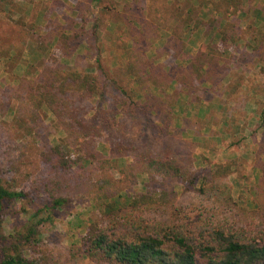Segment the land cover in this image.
<instances>
[{"label": "rangeland", "instance_id": "374dc122", "mask_svg": "<svg viewBox=\"0 0 264 264\" xmlns=\"http://www.w3.org/2000/svg\"><path fill=\"white\" fill-rule=\"evenodd\" d=\"M6 2L7 5L0 0V50L25 28L47 36L52 43L47 53L39 54L35 52L36 43L28 40L19 64L10 59L15 54L1 53L4 57L0 58V177L10 190L27 194L25 200L5 204L2 233L6 237L15 235L22 240L33 213L51 204V196L44 190L50 172L44 154L66 137L45 107L38 113V125L32 130V123L20 128L19 122H14L5 109L8 98H16L23 76L35 82L44 66L55 61L53 58L62 68L93 74L105 71L106 78L124 83L117 76L126 66L127 57L116 30L119 18L125 17L134 18L142 28V38L134 36L135 39L129 40H135L139 52L148 58V65L142 71L147 73L143 84L155 85V89L151 90L152 94H135L137 116L126 121L135 132L121 139L123 146L131 147L121 166L133 164L135 156L145 151L156 156H172L190 171L174 183L175 205L183 216L241 226L260 221L259 213L264 215V85L261 81L264 77L256 66H264V46H260L264 32L254 22H263L257 7L263 6L264 0H236L233 7L238 6L242 14L223 6L222 0H139L133 6L130 0H116L113 11H106L108 2L97 9L89 0ZM247 15L250 17L246 20ZM226 22L236 24L240 42L220 56L222 62L215 71V68L210 70L204 84L192 85L190 89L189 61L197 55L202 42H209L210 38L204 39L205 32L213 28L216 32ZM61 34L80 35L71 42L72 46L77 44L72 56L58 50ZM253 37L258 39V45L250 46ZM129 40L127 47L131 44ZM255 47L260 50L254 53ZM174 79L186 84L181 98L173 95L172 89L163 91ZM176 87L179 92L180 86ZM95 100L105 101L101 107L113 118L112 108L120 103V97L107 94L106 98ZM95 111V107L91 108L88 118ZM105 145L108 148L106 138L102 137L97 142V152L109 159L110 164L104 169L98 163L79 164L84 169L75 165L66 176L65 192L61 193L69 198L68 204L39 227L35 244L22 242L25 257L34 264H96L77 251L86 226L98 213L97 202L86 192L65 188L73 187L72 178L78 175L89 182L104 175L115 181L122 178L115 157L104 149ZM223 165L231 167L228 179L212 178L211 171ZM148 180L147 174L139 175L137 184L121 195L143 194ZM226 183L231 187L230 203L218 199L213 191ZM197 260L205 264L200 255Z\"/></svg>", "mask_w": 264, "mask_h": 264}, {"label": "trees", "instance_id": "16d2710c", "mask_svg": "<svg viewBox=\"0 0 264 264\" xmlns=\"http://www.w3.org/2000/svg\"><path fill=\"white\" fill-rule=\"evenodd\" d=\"M2 1L8 4L7 0ZM130 1L132 6L139 2ZM235 1L222 0L223 6L237 9L242 14L243 11L238 6L233 7ZM89 2L97 9L105 6L106 2H108L106 11H113L116 8V0ZM257 10L263 22L254 23H258L259 30L263 33L264 5L257 7ZM249 17L247 15L245 19ZM117 25L118 39L122 40V50L127 57L126 66L117 77L124 83L119 84L113 77L106 78L105 71L93 74L62 68L57 66L56 59L53 58L55 61H49L44 66L35 82L23 76L20 92L16 93V98L10 96L7 100L5 109L12 115L14 122H19L20 128L24 129L28 123H32L30 128L32 130L38 125V113L45 107L54 116L55 123L66 133V137L44 154L50 164L48 183L44 185V190L49 193L52 202L33 213L29 223L31 225L27 226L22 240H18L15 235L6 237L2 233V220L6 202L25 200L27 194L10 190L0 177V264H34L25 257L22 242L35 244L39 227L51 221L54 213L68 204L69 198L61 196V193L65 192L63 189L66 176L72 172L75 165L98 163L99 167L104 169L110 164L109 159L103 158L97 152V142L102 137L106 138L109 145L108 148L105 145L104 149L115 157L114 161L122 180L115 181L104 175L97 181L89 182L78 175L72 178L73 187L66 186V190L74 189L90 194L97 202L98 208V213L90 219L85 228V235L81 239L77 253L96 264H199L197 255L205 260V264H264L263 214L259 213V222H252L247 226L223 224L208 219V222H205L198 218L183 216L175 205L177 193L174 188L176 181L190 173L182 163L177 162L172 156L167 157L165 154L156 156L145 151L135 156L133 164L121 166L122 159L129 155L128 151L131 149L123 146L124 141L121 139L135 132L132 124L128 126L126 122L129 118L135 119L137 116L135 94H152L151 90L155 89V85L143 84L144 80L147 81L145 77L147 73L142 71L149 60L144 52L143 54L139 52L137 43H134L136 41L129 40L134 36L142 38L143 35L140 34L142 28L140 29L134 18L126 17L119 18ZM164 26L166 27V24ZM213 30L214 28L205 32L204 39L210 38L209 42L207 44L202 42L197 55L189 61L187 85L190 89L192 85L204 84L210 70L215 68V71L222 62L220 56L231 51L232 47L240 42L235 23L226 22L219 26L216 32ZM79 38L80 35L77 34L71 37L61 34L57 40L58 50L63 55L72 56L77 44L72 46L71 42ZM28 40L36 43L35 52L39 54L47 53L52 44L51 39L35 34L32 28L21 29L0 50V58L1 53L9 55L13 53L15 56L10 57L12 63L19 64V58ZM128 40L131 44L127 47ZM250 42V46L258 45V39L255 37L250 38ZM260 46H264V42ZM258 50L260 49L256 48L253 52ZM177 85L180 86L179 92L176 89ZM185 85L182 80L174 79L168 86L165 85L166 89L163 91L172 89L173 95L181 98L184 96L183 92L185 93ZM107 94L112 96L116 94L120 97L117 107L113 105V118L101 107L106 102L95 100L106 98ZM94 107L96 111L88 118L91 108L93 110ZM120 117L124 120L121 121ZM262 119L264 121V112ZM142 174L149 177L145 184L146 192L122 196L123 191L132 189L137 184L138 176ZM231 174V167L223 165L213 169L210 176L216 180L226 181ZM190 185L194 188V182ZM213 191L216 192L215 196L218 199L222 198L228 203L232 201L231 187L228 183ZM166 216L175 219L169 220Z\"/></svg>", "mask_w": 264, "mask_h": 264}, {"label": "crops", "instance_id": "0c3cea01", "mask_svg": "<svg viewBox=\"0 0 264 264\" xmlns=\"http://www.w3.org/2000/svg\"><path fill=\"white\" fill-rule=\"evenodd\" d=\"M256 67H258V70L260 71V74H261L260 76L264 77V70H263L264 69V66L261 65V64H258ZM261 81H262V83L264 85V79H261Z\"/></svg>", "mask_w": 264, "mask_h": 264}]
</instances>
